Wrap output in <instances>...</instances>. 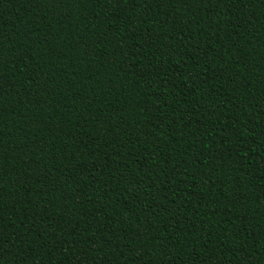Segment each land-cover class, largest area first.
Segmentation results:
<instances>
[{
	"label": "trees",
	"instance_id": "trees-1",
	"mask_svg": "<svg viewBox=\"0 0 264 264\" xmlns=\"http://www.w3.org/2000/svg\"><path fill=\"white\" fill-rule=\"evenodd\" d=\"M0 264H264V0H0Z\"/></svg>",
	"mask_w": 264,
	"mask_h": 264
}]
</instances>
